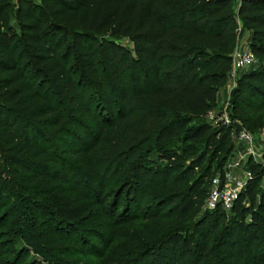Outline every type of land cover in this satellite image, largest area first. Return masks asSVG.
<instances>
[{"label":"trees","instance_id":"trees-1","mask_svg":"<svg viewBox=\"0 0 264 264\" xmlns=\"http://www.w3.org/2000/svg\"><path fill=\"white\" fill-rule=\"evenodd\" d=\"M233 3L17 0L13 26L0 0V196L21 199L14 234L34 255L47 264H264L263 167L247 163L252 177L229 214L202 211L211 165L241 131L201 120L227 83L237 21L258 65L237 81L234 118L264 125V0ZM56 192L82 203V220L96 226L83 235L78 223L52 226V213L26 197ZM115 238L117 257L107 255ZM11 245L0 233V264L26 254Z\"/></svg>","mask_w":264,"mask_h":264},{"label":"rangeland","instance_id":"rangeland-1","mask_svg":"<svg viewBox=\"0 0 264 264\" xmlns=\"http://www.w3.org/2000/svg\"><path fill=\"white\" fill-rule=\"evenodd\" d=\"M17 0H8L10 3V8L8 9V13L10 16V23L13 26H16L14 13H15V3ZM38 2V0H34ZM240 0H234L233 3V9L235 10L237 6L239 5ZM250 32L248 29L244 28L239 21L236 23V38L234 42V47L232 49L231 55L237 51V50H247L255 59V64L252 67H256L258 65V60L253 55L251 49H250ZM122 45L131 48V44L128 40H122ZM249 69H244L241 71H235L233 69L232 63L230 72L228 74L227 83L225 86L219 88L217 90V96L215 102L210 106V109L206 114H204L201 117V120L209 124V126L214 130H219L221 128H229L234 125H238L240 127V132H247L252 135L254 138L253 146L260 147L262 139H264V125L262 123V119L260 117H252V116H245L242 120L235 117V112L233 110L232 105V94L233 91L236 88V84L238 79L240 78L241 74L248 71ZM238 133V132H237ZM232 139V150L231 152L225 156V160H223L221 163V160H216L211 165V173L213 175L212 181L210 182L209 189L207 191V196L210 190H212L215 187H223L225 186H233L237 182L241 181L244 177V171H248V162H252L253 164H264V157L261 158V153H256L255 155H249L247 152L248 145L244 142H241L238 140L237 135L235 132H232L231 134ZM224 156V155H222ZM209 165L208 161L206 160L202 167H207ZM263 167V166H261ZM264 168V167H263ZM261 189H264V177L262 178V181L260 183ZM26 197L29 198V200L33 203H36L39 207H45L49 212L52 213L50 216L52 226L61 227L62 225L66 228V223H78L77 231L80 233L82 232V229H92L94 226H96V221H91V224L89 221H83L82 219L86 217V214H81L82 210V203H72L70 202L65 194H57V192L50 196H39L34 198L30 194H26ZM9 195L7 193L2 194L0 196V219L4 218L6 216L5 212L6 209L9 207L13 208L10 209L11 211H15L13 214L9 215V218L5 219V225L0 228V233L4 236V238L7 241H13L14 245H11L10 250L11 251H26V254L21 258L19 264H47L44 259L41 257H38L34 255L29 248H27L24 244H22L19 239H17L14 234L20 233L23 231V229H20L18 225H15L14 223L19 219L21 209L23 208V204L21 203V199L13 200L9 199ZM207 198V197H206ZM8 202L4 208H1L3 203L5 204ZM205 205V202H204ZM246 206H248L247 203H245ZM74 211V214L79 215L75 219H71L68 215L65 214L66 211ZM105 211V209H102ZM204 210V207L202 208V211ZM98 213V212H97ZM95 213L94 218L98 217V214ZM23 218H26L29 223H31L33 220L31 219V215L26 212V210H23V213L21 214ZM39 217L41 220H43V216L39 214ZM93 218V219H94ZM99 221L104 220V215H101L98 217ZM41 222V221H39ZM103 224H107L103 223ZM22 225V224H21ZM81 225V226H80ZM111 230V226L107 225L106 228L102 229L101 231L103 233H108ZM123 232H126V229H121ZM83 235V233H80ZM18 240V241H15ZM123 243L119 241V239H114L112 244L109 246L107 250V255L112 254V256L117 257L120 255V249L119 247H122ZM9 247V246H8ZM17 253V254H18ZM9 262H11L12 259H14V256L10 254ZM87 264H95L94 260H86Z\"/></svg>","mask_w":264,"mask_h":264},{"label":"built area","instance_id":"built-area-1","mask_svg":"<svg viewBox=\"0 0 264 264\" xmlns=\"http://www.w3.org/2000/svg\"><path fill=\"white\" fill-rule=\"evenodd\" d=\"M231 63L235 71L247 69L255 64V59L247 50H237L231 55ZM239 141L248 145L247 152L249 155L261 153V158L264 157V139H262L260 147L253 146L254 138L247 132L236 133ZM260 150H262L260 152ZM264 167V164L257 163ZM252 177L250 171H244V177L241 181L233 186L215 187L209 191L205 200L204 209L208 211L220 208L224 213L229 214L235 202L238 200L241 191L246 182Z\"/></svg>","mask_w":264,"mask_h":264}]
</instances>
